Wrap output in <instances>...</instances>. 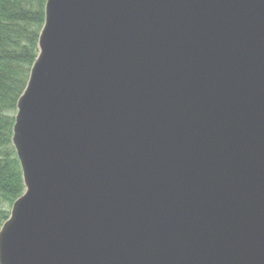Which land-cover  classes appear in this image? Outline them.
I'll use <instances>...</instances> for the list:
<instances>
[{
	"label": "water",
	"instance_id": "95a60500",
	"mask_svg": "<svg viewBox=\"0 0 264 264\" xmlns=\"http://www.w3.org/2000/svg\"><path fill=\"white\" fill-rule=\"evenodd\" d=\"M12 142L0 264H264V0H47Z\"/></svg>",
	"mask_w": 264,
	"mask_h": 264
},
{
	"label": "trees",
	"instance_id": "16d2710c",
	"mask_svg": "<svg viewBox=\"0 0 264 264\" xmlns=\"http://www.w3.org/2000/svg\"><path fill=\"white\" fill-rule=\"evenodd\" d=\"M47 0H0V229L23 192L12 145L17 102L38 55Z\"/></svg>",
	"mask_w": 264,
	"mask_h": 264
}]
</instances>
